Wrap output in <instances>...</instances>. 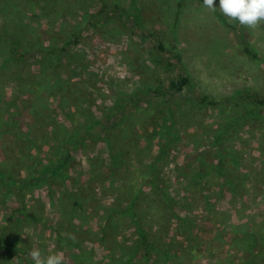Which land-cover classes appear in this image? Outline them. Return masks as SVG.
Returning <instances> with one entry per match:
<instances>
[{"label":"rangeland","instance_id":"obj_1","mask_svg":"<svg viewBox=\"0 0 264 264\" xmlns=\"http://www.w3.org/2000/svg\"><path fill=\"white\" fill-rule=\"evenodd\" d=\"M2 2L0 30L17 38L10 51L0 44V168L10 177L0 185V264H34L33 248L45 256L62 251L68 264L246 260L250 250L231 238L235 225L264 228V106L248 99H264V26L229 22L219 0L215 13L203 0H9L20 10L8 14ZM88 11L100 15L85 19ZM66 41L68 52L57 54ZM41 45L55 51L45 54ZM179 74L188 75L191 87L171 99L173 115L168 109L162 121L168 119L170 141L160 137L161 127L146 136L139 123L153 111L149 94L139 90ZM57 78L64 79L60 90ZM204 95L220 102L200 103ZM118 103L123 109L108 130L113 145L99 134L56 146L85 122L79 109L108 127L105 111ZM219 133L239 166H226L227 182L215 177L189 188L200 152L217 160L212 143ZM119 149L115 166L111 153ZM65 152V165L36 179ZM140 228L155 250L136 246ZM250 262L264 264V254Z\"/></svg>","mask_w":264,"mask_h":264},{"label":"trees","instance_id":"obj_2","mask_svg":"<svg viewBox=\"0 0 264 264\" xmlns=\"http://www.w3.org/2000/svg\"><path fill=\"white\" fill-rule=\"evenodd\" d=\"M11 2V0H10ZM9 0H3L2 4L3 7L1 8V10H4L3 12H5V14H8V12H6V10L8 9H14L16 10V6L14 5H10ZM114 3V2H113ZM14 4V3H13ZM118 5L117 2H115V7ZM19 8H17V11ZM107 14V13H106ZM106 14L104 15V18H106ZM136 14V15H135ZM100 15V12H92V11H88L84 14V18L86 19H90L91 17L94 16V18H97ZM135 21H136V17H139L140 14V10H136L135 13ZM138 20L140 18H137ZM17 33L16 32H11L10 30L7 29H1L0 30V44H2V46L7 50H12L15 46H16V38H17ZM77 34L74 35V41L77 42ZM70 41H66L64 45H62L61 47L56 49L57 54H61L62 52L67 51L68 52V48L67 46L69 45ZM248 42H245V51L248 54H252L253 56H256V53L247 45ZM157 47L159 48L160 52L162 53L161 56H166L163 55L164 52H166L165 47L163 46V44L158 43ZM42 51L45 52L46 54V50L47 52H54L55 51V47L50 48L49 50L45 47H41ZM14 52V51H13ZM167 64H170L169 62H167ZM64 79L62 78H57L56 79V83H55V87L57 89H61L64 84H63ZM189 88L191 87V80L188 77V75L186 74H179L177 76H173L170 78V80L168 81L167 85H163V83L158 84L157 86L153 87L150 85H146L145 88L140 89L139 91L141 92H146V94L148 93L149 97L146 98V101L150 104V109L151 113H145V115H143V118L141 119V122L139 123L141 125L140 131L142 133H145L146 136H150V135H154L156 134V130L158 127H161L162 129V136L160 137H165L166 141H170V139L168 138V134L167 132H169V127H167L164 130V126L163 124H167L168 119L164 120V122L162 123L166 111L169 109V111L171 112V115H173V109H171V99L176 96H180L183 95L184 93V89L185 88ZM154 99L156 101H154ZM201 102L200 103H207V102H211L213 104H216L217 101H212L210 100L208 95H204L201 98ZM248 99H250L251 101H254V103L256 105H261L264 106V99L261 98H257V97H248ZM210 100V101H209ZM220 102V101H218ZM166 105V106H165ZM153 106V107H151ZM123 109L122 104L118 103V104H112L106 111H105V119L110 120V126L106 127L105 125H103V121L100 118H97L95 115H93L91 112H89L88 110L84 109L81 111H77V115L79 114L81 116V118H84L85 122L81 123L80 127H78L77 125H73L71 126V133H68V140L63 142L62 145L59 143H56V146H59V148H61L60 150H63V146L67 147V143L69 141H71V139L75 140V141H79V143L84 144L86 143L88 138H95L98 137L99 134H102L104 137V140L106 142L107 145L111 146L114 144L113 140H112V136L110 133H108V130H110V128H112L114 125H117V122L115 120L112 121V118L114 117V115L117 114L118 110ZM156 111V112H155ZM155 112V113H154ZM86 114H91V115H86ZM78 115V116H79ZM86 116H87V120H86ZM170 121V120H169ZM69 122L72 124V120L69 118ZM167 122V123H166ZM164 124V125H165ZM13 130L16 129V127H13V124H11ZM94 126H99V127H94ZM153 126V128H152ZM96 128V129H95ZM16 131H19V134H24L22 132V129L17 128ZM223 141V133H219L213 143H212V147L216 146L218 149L216 150V154H217V160L212 163L209 160L208 157V153H203L202 151L200 152L201 154V163L200 166L198 168H196L192 173L188 174V187L189 188H200V187H204L206 185V183H208V185L210 184V182L212 180H214L215 177H221L219 179L224 180V181H228V174H229V170L227 169L226 166L233 168L231 166H239L240 164V160L238 155L236 154V152L234 150H232V148L229 146H223L222 144ZM30 145L32 144L36 150H38L40 148V144H38V142L35 139H30L29 140ZM220 145H222L220 147ZM219 146V147H218ZM211 147V146H210ZM55 148V146L53 147V149ZM66 150V149H65ZM122 151L117 150L115 153H111V158L113 159V165L117 166L119 165L120 161L119 158L122 155ZM57 154V151H56ZM60 158H58V163L56 166H52L54 168L49 167L47 164L44 165V168L41 167V173L38 175V177H36V179H44L46 176L51 175V173L57 172L56 168L59 169L60 166L58 165H65L67 160H68V153H62L60 154ZM206 155V157H205ZM50 169H54L52 170V172L50 173V171L47 173L48 170ZM154 170V169H153ZM45 174V175H44ZM10 178L7 174L4 173L3 170H1L0 168V185L2 184H6L5 181ZM155 177H152V181L154 180ZM31 181L34 179L33 177L30 178ZM1 187V186H0ZM10 188L9 185L7 186V189ZM131 210V207H130ZM131 212V216L134 217L132 211ZM123 215H126L127 213H121ZM176 215H178L177 213H175ZM179 217V216H177ZM181 220L183 221H188L189 219H187V217H179ZM190 222V221H188ZM232 232H235L237 234L232 235L233 238H231V242L235 243V244H243L245 245V249H249L250 251L248 252V258L247 256H245V259H243V262L241 264H249L251 263L250 261L254 258L257 257L261 254H264V228L261 229H253V231H251V229H244L238 225H235L232 229ZM246 234L249 235V237L246 236ZM137 247L142 246L143 248L146 249L147 252H150L152 250H155L156 248H153V244L151 243V241L148 238V235L146 234V232L144 231V229L140 228L139 229V239L137 242ZM136 247V248H137Z\"/></svg>","mask_w":264,"mask_h":264},{"label":"clouds","instance_id":"obj_3","mask_svg":"<svg viewBox=\"0 0 264 264\" xmlns=\"http://www.w3.org/2000/svg\"><path fill=\"white\" fill-rule=\"evenodd\" d=\"M202 5L212 13L217 11L216 0H203ZM218 8L229 22L237 21L251 30L264 26V0H219ZM28 255L34 264H68L62 251L45 256L39 248H33Z\"/></svg>","mask_w":264,"mask_h":264}]
</instances>
